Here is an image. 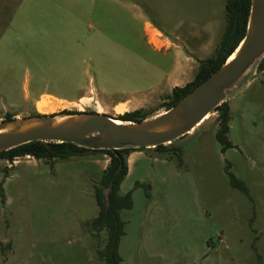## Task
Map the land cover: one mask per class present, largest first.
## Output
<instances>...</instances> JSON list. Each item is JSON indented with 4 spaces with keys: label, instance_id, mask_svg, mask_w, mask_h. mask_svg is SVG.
I'll list each match as a JSON object with an SVG mask.
<instances>
[{
    "label": "rangeland",
    "instance_id": "obj_1",
    "mask_svg": "<svg viewBox=\"0 0 264 264\" xmlns=\"http://www.w3.org/2000/svg\"><path fill=\"white\" fill-rule=\"evenodd\" d=\"M138 1L144 18L171 35L168 38L173 44L194 49L191 55L196 61L214 55L225 28L226 0ZM55 2L28 0L0 39V121L6 112L21 117L34 112L85 111L121 120L120 114L136 108L148 109L152 115L165 110V94H132L118 87L126 81L140 87L163 82L176 64L174 47L153 49L146 39L152 43L149 30L155 39L156 30L147 28L143 33V20L129 14L108 18L101 25L100 37H92L97 28L86 27V20L79 24L77 34L83 42L73 85H55L48 77L40 78L44 74L41 67L57 59L56 41L69 39L70 31L64 28V38L59 37L62 30L57 25L23 26L24 15L30 16L29 8L35 3ZM37 18L36 22L45 21ZM195 29L198 34L189 35ZM170 33L182 37L176 39ZM152 44L157 46V39ZM262 70L264 66H253L244 83L225 98L230 115L227 138L232 147L222 150L215 138L216 111L168 145L179 146V154L167 152L182 166L172 200L176 217L148 232L142 229L137 236L141 233L142 237L127 239L120 264H264ZM40 99L46 105L38 109ZM14 159L24 162L29 158ZM12 168V162L0 158V264H102L97 250L102 248L106 232L93 235L78 224L81 215L92 213L88 211L92 191L82 188L81 196L69 201L66 190L46 186L50 174H29L40 168L27 170L24 163ZM229 172L243 182L247 193L231 185ZM137 200L140 203L139 197ZM93 205L97 210L95 202Z\"/></svg>",
    "mask_w": 264,
    "mask_h": 264
},
{
    "label": "crops",
    "instance_id": "obj_2",
    "mask_svg": "<svg viewBox=\"0 0 264 264\" xmlns=\"http://www.w3.org/2000/svg\"><path fill=\"white\" fill-rule=\"evenodd\" d=\"M27 1L28 0H0V39L3 36V33L13 23V20L22 12ZM46 1L56 2L54 4L35 3L32 5L28 11L30 16L27 17L24 15L25 24L23 26L27 24L57 25L59 29L62 30L58 31L59 37L62 36L65 38L67 36L64 31V28H67L70 31V33H67L70 38L56 41L55 44L58 45L55 52L57 59L49 60L41 67L44 74H42L40 78L45 80V78L48 77L52 84L55 85H73L74 81L72 77L78 74V67L80 64V45H82L83 42L77 34L79 24L82 23L83 25V22L86 20V27L97 28V33L92 37H100V35L103 34L101 31V25L108 23V18L111 16L118 17L125 14H129L133 19L143 20V33L147 28L156 30L158 33L156 34V39L158 41L157 46L153 45L148 39H146V42L153 49L168 50L170 46H173V55L176 58V64H174L170 71L165 74L163 82L158 81L140 87L136 83L126 81V83L118 85L119 88H124L126 92L132 94L149 91L156 95L162 93L168 96L173 87L183 86L194 78L198 66V61H196L191 55L194 49L186 45L179 46L178 44H173L168 38L171 35H168L166 31L156 23L144 18L142 6L138 0ZM38 16L43 17L45 21L36 22L35 20L38 19ZM196 31L197 29L189 35H197L198 32ZM73 32L76 34L73 35ZM172 37L177 39L182 36L181 34L173 33ZM203 46L204 43L201 44V47ZM99 63L102 65L101 62ZM68 76H70V79H68ZM127 101L131 103L130 99L125 100V102ZM118 103H121V101ZM204 119L205 118H203V120ZM203 120L199 121L189 133ZM173 141H175V139L169 143H172ZM165 152H158L153 147H145L143 149L131 148L125 153L126 174L122 179L119 188L121 193L131 191L133 203L131 208L120 210V217L124 222V232L120 236L118 242L120 262L122 260V246L127 239L129 241L139 238L140 236L142 237L141 233L140 236L137 237L142 229L147 230L146 232H148L152 226L156 227V225H162V222H169L176 217L174 214L176 206L172 204V200L176 197L174 186L179 182L182 166L179 163H176L177 159L173 157L172 154L167 151ZM18 157H28L29 159L24 162L13 159V168H18L22 163H24L27 170L40 168V170L36 169V171L34 170L29 174L34 175L38 172L42 174H50V176H46V186L52 185V189L57 190L60 188L61 190H66L67 195L69 196L67 199H69V201H72V196H76L77 194H80L81 196L82 188H87L92 191V196L88 197V199H90L88 203V211L92 213L83 218L81 215L78 224H81L80 221L85 218V220H89L97 215L98 207L96 210L93 205L95 199L92 185L100 178L102 171L108 164L109 157L107 154L103 152H91L78 158L73 157L67 160H56L52 163V167H50L46 161L35 159L30 155ZM75 180L77 182L80 181L79 185L73 184ZM136 181L149 184L150 187L148 194L144 192V189L141 186L134 187ZM137 197L140 198L139 205L137 204ZM123 213L127 214L123 216ZM149 224H151V226ZM148 234H152V232L146 233V235Z\"/></svg>",
    "mask_w": 264,
    "mask_h": 264
},
{
    "label": "water",
    "instance_id": "obj_3",
    "mask_svg": "<svg viewBox=\"0 0 264 264\" xmlns=\"http://www.w3.org/2000/svg\"><path fill=\"white\" fill-rule=\"evenodd\" d=\"M263 56L264 0H250L242 39L214 71L169 108L140 121L120 120V123L112 122L105 114L85 111L3 119L0 121V151L33 140L71 142L89 149L153 147L169 143L188 133L225 101L227 94L244 83L247 73Z\"/></svg>",
    "mask_w": 264,
    "mask_h": 264
},
{
    "label": "trees",
    "instance_id": "obj_4",
    "mask_svg": "<svg viewBox=\"0 0 264 264\" xmlns=\"http://www.w3.org/2000/svg\"><path fill=\"white\" fill-rule=\"evenodd\" d=\"M250 9V0H226L224 4L225 28L223 30L219 44L213 56L202 59L198 62L197 71L194 78L183 86H175L167 96L168 101L165 106L169 108L177 102L182 96L189 92L195 85L205 79L214 71L236 47L242 39L247 25V19ZM264 56L259 60L256 68H261ZM66 111V110H64ZM217 112V128L215 138L222 150L232 147V142L227 138L229 129L228 121L229 105L227 101H222L214 109ZM33 114H38L34 112ZM153 114L152 111L145 108H136L125 111L118 116L123 121H140ZM14 114L5 113L4 119H10ZM186 134V133H185ZM171 144V143H169ZM131 148L143 149L145 147H123L119 149H89L78 146L71 142H45L33 140L8 150L0 151V158L12 162L15 157L30 155L35 159L46 161L50 167L56 160H67L76 156H84L91 152H103L108 155L109 161L102 171L100 178L93 183V195L98 207L97 215L90 220L81 222L84 230L90 231L93 235H98L101 231L106 232V238L102 248L97 250V254L102 264H120V255L118 253V242L123 234L124 222L120 217V210L132 207L131 191L120 192V183L126 174L125 153ZM158 152L175 151L179 154V146H168L158 144L153 146ZM230 183L244 192H248L243 182L236 179L229 172ZM112 180V182H111ZM111 182V183H110ZM2 182H0V192ZM141 186L144 192L148 194L149 184L136 181L134 187ZM109 188V189H108ZM108 189V190H107ZM1 196V198H2Z\"/></svg>",
    "mask_w": 264,
    "mask_h": 264
},
{
    "label": "bare ground",
    "instance_id": "obj_5",
    "mask_svg": "<svg viewBox=\"0 0 264 264\" xmlns=\"http://www.w3.org/2000/svg\"><path fill=\"white\" fill-rule=\"evenodd\" d=\"M149 33H150V41L152 42V43H154V44H156V39H155V34H154V32L153 31H151V30H149ZM41 100V99H40ZM46 105V101L45 100H41V101H39L38 103H37V107H38V109H41L43 106H45ZM207 117V115L204 117V118H206ZM112 120V122H116V123H120L121 121L120 120H118L117 118H112L111 119ZM203 120V119H202Z\"/></svg>",
    "mask_w": 264,
    "mask_h": 264
},
{
    "label": "built area",
    "instance_id": "obj_6",
    "mask_svg": "<svg viewBox=\"0 0 264 264\" xmlns=\"http://www.w3.org/2000/svg\"><path fill=\"white\" fill-rule=\"evenodd\" d=\"M221 240V239H220Z\"/></svg>",
    "mask_w": 264,
    "mask_h": 264
}]
</instances>
